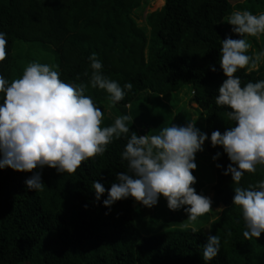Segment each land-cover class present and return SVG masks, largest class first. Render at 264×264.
<instances>
[{"label": "trees", "instance_id": "16d2710c", "mask_svg": "<svg viewBox=\"0 0 264 264\" xmlns=\"http://www.w3.org/2000/svg\"><path fill=\"white\" fill-rule=\"evenodd\" d=\"M143 1L0 0V32L7 41L0 76L11 82L33 61L55 65L64 82L85 84L84 94L103 113L101 127L126 114L133 117L126 123L137 135H142L141 124L148 135L171 124L186 125L192 118L182 103L190 96L199 116L194 127L206 137L214 130L223 133L233 122L225 115L228 109L214 101L224 79L218 61L220 41L227 36L222 21L230 13L229 0H165L160 12L146 21L149 35L135 16ZM92 53L105 76L122 88L125 82L132 84L114 105L104 90L88 86ZM234 75L241 86L261 80L257 72L244 69ZM172 95L177 96L174 101ZM126 139L113 138L102 155L72 174L40 170L42 191L25 188L30 172L0 169V264H203L202 245L212 234L220 237V250L208 264H264V233L244 239L240 210L231 204L237 185L230 175L221 174L229 161L207 138L202 145L206 156L199 154L194 162L199 168L206 161L212 166L214 201L225 208L213 233L220 213L201 216L192 233L180 227L186 219L182 209L170 211L162 197L152 208L131 197L104 207L101 201L116 173L127 171V162L120 158ZM216 152L220 156L213 161ZM262 178L264 168L257 166L255 173L242 176L239 186L255 185ZM94 180L105 188L99 201L94 200ZM192 187L203 194L206 184L196 180ZM227 231L232 235L225 240Z\"/></svg>", "mask_w": 264, "mask_h": 264}, {"label": "clouds", "instance_id": "9594fccd", "mask_svg": "<svg viewBox=\"0 0 264 264\" xmlns=\"http://www.w3.org/2000/svg\"><path fill=\"white\" fill-rule=\"evenodd\" d=\"M222 22L230 25V31L238 37L225 36L220 41L218 63L224 79L216 89L214 103L226 107L225 115L233 122L223 133L214 130L206 137L188 121L183 126L163 127L158 134L137 135L126 123L133 117L126 114L101 127L103 113L84 94V83L64 82L55 65L33 61L11 82L0 76V169L30 172L23 181L25 188L42 191L40 170L47 167L58 174H72L83 162L102 155L113 138L127 137L120 153L121 160L127 162V171L116 173L102 205L110 208L114 202L131 197L139 205L152 208L162 197L170 211L182 209L186 214L181 229L196 233L193 225L198 217L213 210L211 199L192 187L196 182L192 174L196 169L195 154L203 151L207 138L209 145L219 146L229 161L221 174L230 175L231 183L237 185L232 189L231 204L240 210L244 239L259 238L264 233V178L255 185H239L245 173H255L257 166L264 168V79L241 86L234 73L239 69L255 71L264 62V49L247 54V38L259 39L264 34V12L237 10ZM6 43L5 33L0 32V61L5 59ZM88 60V86L104 90L111 105L124 99L132 84L125 82L122 88L105 76L96 53L90 54ZM219 156L220 152H216L211 159L215 161ZM215 167L219 169L221 165ZM92 188L94 200L99 201L105 193L104 186L94 180ZM215 211L219 213L223 207ZM231 235L227 231L225 240ZM219 250L220 237L207 235L202 245L203 264L212 261Z\"/></svg>", "mask_w": 264, "mask_h": 264}, {"label": "rangeland", "instance_id": "374dc122", "mask_svg": "<svg viewBox=\"0 0 264 264\" xmlns=\"http://www.w3.org/2000/svg\"><path fill=\"white\" fill-rule=\"evenodd\" d=\"M164 4H165V0H144L141 8L136 11L135 16L138 20V24L146 31L147 35L150 34V29L147 26L146 21L152 15L160 12V10L164 6ZM229 4H230V13L233 11H237V10H248L253 14H258L259 12H264V0H229ZM225 21H226V19H225ZM230 27L231 26L228 25L226 22L223 23V28L226 30L227 36L229 38H232V39H237L238 37L235 36L230 31ZM247 39L250 43V48H249L247 54L252 55V54L258 52L259 50L264 49V34H261L259 39H256L255 37H248ZM250 72H257L258 75L260 76V78L264 79V62L260 63L257 70L250 71ZM186 91H189V90H184V92H186ZM184 94L185 93H183V95ZM180 97H181V99H183V101H185V98L183 96H180ZM176 98H177L176 95H172L170 97V99L172 101H174ZM186 101H187V103H182V107H184V110L186 109L188 112H190L191 118H192L191 121L193 123H195V121H197L199 119V116L195 113V109L197 108V105L191 102L190 96L186 98ZM110 108H111V106L108 108L109 109L108 114L107 113L105 114V116H107V117L110 114V111H111ZM151 110H153V106H152ZM148 114H150V112L147 111V109H145L144 115L147 116ZM147 119H148V116H147ZM139 129H140V132L142 135H145V134L148 135L146 127L143 124L139 125ZM205 141H206V139H205ZM199 154L204 156L205 153L203 154L202 151H200V152H197L195 154V156H200ZM205 156H206V154H205ZM199 162H201V161L199 160ZM204 163L206 164L205 167H201V168H199L200 166L196 167V171H195L196 173H195L194 177H196V180H201V181L205 182L206 187H205L203 195H205L211 199V201H212L211 207L213 208V210L215 211V208H217V207H223V211H224V209H225L224 206L222 204H215V201H214L215 195H214V192L212 191V187H214V186H212L213 182H214V180H213L214 179V174H213L214 169L212 168V166H210V164H208L209 163L208 161H206ZM204 163H202V165H204ZM209 187H210V190H208ZM155 206L156 207L159 206L158 201H157V204ZM223 211L219 212L221 215L219 216V218L217 220H215L216 221V222H214L215 225L211 226V233H213L214 228L217 229L219 227V225H216V224H217L218 220H220L222 218ZM136 219L142 220L144 218H141L140 216H138V217H136ZM198 219L202 220L204 218L198 217ZM212 221H214V220H212ZM1 264H4V263H1Z\"/></svg>", "mask_w": 264, "mask_h": 264}, {"label": "crops", "instance_id": "0c3cea01", "mask_svg": "<svg viewBox=\"0 0 264 264\" xmlns=\"http://www.w3.org/2000/svg\"><path fill=\"white\" fill-rule=\"evenodd\" d=\"M212 186H213V185H212ZM204 190H205V189H203V190H202V191H203V193H204ZM206 190H207V189H206ZM208 190H210V187H209V189H208Z\"/></svg>", "mask_w": 264, "mask_h": 264}]
</instances>
